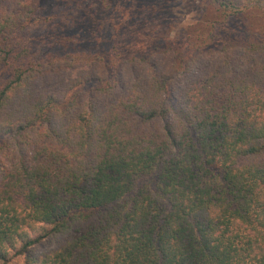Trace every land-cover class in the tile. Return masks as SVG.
Here are the masks:
<instances>
[{
  "label": "trees",
  "instance_id": "1",
  "mask_svg": "<svg viewBox=\"0 0 264 264\" xmlns=\"http://www.w3.org/2000/svg\"><path fill=\"white\" fill-rule=\"evenodd\" d=\"M40 2L0 0V264H264V39L174 79L118 42L45 51Z\"/></svg>",
  "mask_w": 264,
  "mask_h": 264
},
{
  "label": "rangeland",
  "instance_id": "2",
  "mask_svg": "<svg viewBox=\"0 0 264 264\" xmlns=\"http://www.w3.org/2000/svg\"><path fill=\"white\" fill-rule=\"evenodd\" d=\"M40 4L47 18L29 34L45 51L77 36L76 45L84 49H110L118 42L131 52L151 56L156 64L184 57L174 68V79L183 78L182 66L188 60L201 65V55L211 57L213 50L225 47L237 53L252 39H264V11L226 17L212 0H41ZM238 56L243 58L242 53ZM8 73V67L0 69V83ZM62 240L47 238L33 252L55 248Z\"/></svg>",
  "mask_w": 264,
  "mask_h": 264
}]
</instances>
